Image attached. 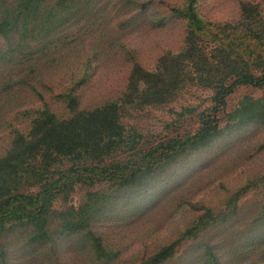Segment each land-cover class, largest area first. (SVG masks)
<instances>
[{
  "label": "rangeland",
  "instance_id": "rangeland-1",
  "mask_svg": "<svg viewBox=\"0 0 264 264\" xmlns=\"http://www.w3.org/2000/svg\"><path fill=\"white\" fill-rule=\"evenodd\" d=\"M187 1L49 0L42 20L51 22L43 30L32 31L30 25L14 31L8 42L0 36V159L39 111L67 118L71 98H77L79 111L120 99L136 65L152 71L163 55L179 52L188 25L174 9ZM253 1L259 0H198L197 6L205 21L224 25L238 19L243 2ZM263 92L237 89L220 115L218 135L149 164L134 185L94 180L59 194L50 241L30 238L31 231L21 225L8 227L0 240V264H107L109 256L107 262L98 258L84 235L66 234L60 222L61 216L91 205L94 193L99 196L94 231L108 252L119 253L109 264H202L199 255L204 264H264V120L229 116L245 97L259 99ZM213 93L195 87L173 104L127 107L122 122L141 135L142 152L162 149L198 130L199 114L211 105ZM185 109L195 112L180 118ZM142 155L138 150L111 161L132 162ZM69 168L65 162L33 176L23 191L37 192L32 185L51 182L58 170ZM202 216L211 219L209 226L183 238ZM175 242L172 258L154 260Z\"/></svg>",
  "mask_w": 264,
  "mask_h": 264
},
{
  "label": "trees",
  "instance_id": "trees-1",
  "mask_svg": "<svg viewBox=\"0 0 264 264\" xmlns=\"http://www.w3.org/2000/svg\"><path fill=\"white\" fill-rule=\"evenodd\" d=\"M197 2L188 0L181 10L174 9L188 25L182 49L163 55L152 71L136 65L122 98L81 111L76 107L77 98H71V116L59 118L43 109L33 116L27 133H15L8 152L0 159V240L8 227L21 225L31 231L30 238L43 236L50 241L56 228L53 204L59 194H68L76 183L84 185L94 180L134 185L149 164L169 158L170 153L204 145L218 135L220 115L237 89L252 87L264 91V0L243 2L238 19L224 25L205 21ZM50 6L49 0H0V36L8 42L14 31H26L30 25L34 27L32 31L43 30L51 22L45 17L42 20ZM195 87L214 92L211 105L199 114L198 130L182 141H167L159 147L162 149L149 148L145 152L138 149L141 135L127 130L122 122L123 110L173 104L189 88ZM184 112L193 114L195 110L185 109L178 116L183 117ZM229 116L233 121L264 120V95L259 99L245 97ZM138 150L142 158L133 163L130 158L111 161L114 156ZM65 162L70 163V168L58 170L51 182L45 180L32 185L38 188L37 192L23 191L33 176H43ZM98 197L92 194L91 205H85L80 213L61 216L60 222L66 227V234L84 235L94 245L98 258L105 260L109 256V264L119 253L108 252L94 231L92 222L99 212ZM201 218L183 238L209 226L211 219ZM206 247L212 250L208 244ZM175 248L176 242L157 253L154 260L166 262L174 256ZM201 256L197 261L204 264Z\"/></svg>",
  "mask_w": 264,
  "mask_h": 264
}]
</instances>
